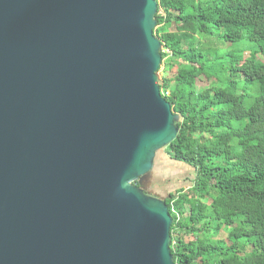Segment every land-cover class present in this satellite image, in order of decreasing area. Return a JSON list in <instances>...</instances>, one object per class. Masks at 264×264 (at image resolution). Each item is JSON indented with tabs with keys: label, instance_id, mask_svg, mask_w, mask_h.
<instances>
[{
	"label": "water",
	"instance_id": "95a60500",
	"mask_svg": "<svg viewBox=\"0 0 264 264\" xmlns=\"http://www.w3.org/2000/svg\"><path fill=\"white\" fill-rule=\"evenodd\" d=\"M157 11L0 0V264H175L173 218L140 187L179 132Z\"/></svg>",
	"mask_w": 264,
	"mask_h": 264
},
{
	"label": "trees",
	"instance_id": "16d2710c",
	"mask_svg": "<svg viewBox=\"0 0 264 264\" xmlns=\"http://www.w3.org/2000/svg\"><path fill=\"white\" fill-rule=\"evenodd\" d=\"M156 2L158 73L168 77L159 87L179 130L164 150L195 174L164 200L174 263L264 264V0ZM210 37L253 48L217 56L200 42ZM202 77L223 90H197ZM222 228L225 241L215 239Z\"/></svg>",
	"mask_w": 264,
	"mask_h": 264
},
{
	"label": "rangeland",
	"instance_id": "374dc122",
	"mask_svg": "<svg viewBox=\"0 0 264 264\" xmlns=\"http://www.w3.org/2000/svg\"><path fill=\"white\" fill-rule=\"evenodd\" d=\"M171 31V30H170ZM216 34V33H215ZM214 34V35H215ZM200 42L203 43L205 50L216 52L217 56H224L228 53L235 54L236 58H239L244 55L245 49H252L253 46L247 42L240 43H220L219 40L215 37L210 38H200ZM251 46V47H249ZM248 54H245L247 56ZM257 62H264L262 57L258 58ZM176 66L172 67L171 73L176 71ZM169 75V74H168ZM167 74L163 71L158 73L159 79L168 78ZM159 84V82H158ZM197 90H205L214 88L223 90L224 85L217 81H208L204 77L199 79L196 83ZM256 93V88L249 91L250 96H254ZM168 151L161 150L156 156L154 167L152 172L145 177L142 182V189L149 195L161 200H165L169 195L177 190L182 188H187L192 186L191 182L195 179V174L185 166L184 164H178L168 157ZM137 182L133 183L136 186ZM227 228H222L221 232L215 235V239L220 241L226 240Z\"/></svg>",
	"mask_w": 264,
	"mask_h": 264
}]
</instances>
